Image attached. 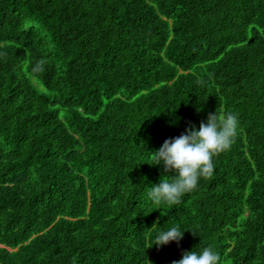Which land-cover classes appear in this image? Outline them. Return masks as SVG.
<instances>
[{
	"label": "trees",
	"instance_id": "obj_1",
	"mask_svg": "<svg viewBox=\"0 0 264 264\" xmlns=\"http://www.w3.org/2000/svg\"><path fill=\"white\" fill-rule=\"evenodd\" d=\"M215 112L238 116L231 148L153 203L154 150ZM172 226L183 238L152 246ZM206 247L264 264V0H0V264Z\"/></svg>",
	"mask_w": 264,
	"mask_h": 264
},
{
	"label": "clouds",
	"instance_id": "obj_2",
	"mask_svg": "<svg viewBox=\"0 0 264 264\" xmlns=\"http://www.w3.org/2000/svg\"><path fill=\"white\" fill-rule=\"evenodd\" d=\"M36 70H39V66ZM239 121L235 113H210L206 122L199 128L186 129L185 134L166 139L162 146L154 150L151 165H163L164 174L159 184L150 187L148 198L155 204L176 205L181 198L198 187L201 179L210 177L214 172V157L229 150L238 135ZM171 175V179L163 177ZM186 231V230H185ZM172 226L160 230L153 238V245L166 246L179 242L184 232ZM219 255L211 247L200 251L184 252L182 258L173 264H218Z\"/></svg>",
	"mask_w": 264,
	"mask_h": 264
}]
</instances>
